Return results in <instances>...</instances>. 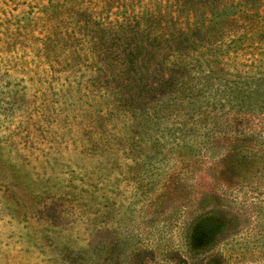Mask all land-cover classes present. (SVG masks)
Returning a JSON list of instances; mask_svg holds the SVG:
<instances>
[{
	"label": "rangeland",
	"instance_id": "obj_1",
	"mask_svg": "<svg viewBox=\"0 0 264 264\" xmlns=\"http://www.w3.org/2000/svg\"><path fill=\"white\" fill-rule=\"evenodd\" d=\"M0 264H264V0H0Z\"/></svg>",
	"mask_w": 264,
	"mask_h": 264
}]
</instances>
